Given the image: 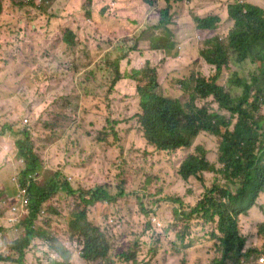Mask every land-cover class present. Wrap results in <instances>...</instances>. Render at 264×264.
<instances>
[{
  "label": "rangeland",
  "instance_id": "374dc122",
  "mask_svg": "<svg viewBox=\"0 0 264 264\" xmlns=\"http://www.w3.org/2000/svg\"><path fill=\"white\" fill-rule=\"evenodd\" d=\"M146 1L0 0V131L6 130L0 136V252L8 254L12 241L24 238L30 216V196L21 205L23 195L28 199L20 185L26 163L16 147L25 130L40 165L36 185L44 187L60 173L59 180L76 191L60 190L43 205L33 226V249L25 252L38 251L35 262L22 264H94L72 261L73 255L81 257L86 238L70 223L83 210L86 222L103 233L115 264H216L222 258L217 223L192 213L215 185L228 187L218 171L221 139L201 131L190 148L158 149L139 121L137 88L145 79L129 77L155 67L164 96L216 112L213 97L196 96V81L216 79L238 97L244 88L232 80H250L260 64L232 61L218 74L200 55L212 30H198L195 18L218 17L217 35L227 43L235 24L228 11L238 0L173 4L171 33L157 27L164 0ZM239 1L264 10V0ZM67 32L75 34L72 44L64 40ZM199 148L216 170L183 180L180 166L199 155ZM97 187L114 198L121 187L126 195L86 206L79 191ZM253 211L252 218V210L239 218L244 252L249 251L239 264H264V191Z\"/></svg>",
  "mask_w": 264,
  "mask_h": 264
},
{
  "label": "trees",
  "instance_id": "16d2710c",
  "mask_svg": "<svg viewBox=\"0 0 264 264\" xmlns=\"http://www.w3.org/2000/svg\"><path fill=\"white\" fill-rule=\"evenodd\" d=\"M184 1L190 0H164L167 7L161 10V19L157 26L159 29L163 28L171 33L168 28L172 21L171 6ZM146 2L153 4L150 0ZM263 11L253 3H243L239 0L231 5L229 17L235 24L227 35V43H223L217 35L216 27L220 22L218 17L195 18L198 30H212L209 33V40L206 41L207 46L201 50L200 55L207 64L216 67L218 74L232 61L240 64L249 60L252 64H260L259 74L252 76L250 80L238 77L232 80L235 86L244 88L238 97L219 85L216 79L196 81V96L213 97L219 108L216 112H210L207 107H199L195 101L193 103L188 101L183 106L178 99L164 96L155 67L149 66L144 70L134 71L135 75L129 77L136 80L142 74V78L145 79V83L137 88L142 110L139 121L147 140L158 149L174 151L190 148L201 131L221 139L218 161L223 167L218 171L224 176L228 187L215 185L192 211L202 214L208 222L217 223V231L221 235L222 258L217 260L216 264H239L242 259L248 258L249 251L244 252L246 239L240 235L239 218L250 210L253 211L256 198L264 191V115L259 114L264 105ZM74 35L67 32L65 42L72 44ZM151 47L154 50L159 49L154 42L151 43ZM231 56H236L237 59L231 60ZM120 79L121 75L118 73L117 81ZM158 86L159 93L156 91ZM223 111L229 113V116L221 114ZM5 134L6 130L3 128L0 136ZM24 136V140L16 142V147L19 157L26 163L25 170L20 173V185L28 196L26 206L30 196V216L24 221L26 228L24 238L13 240L9 245L11 250L8 254L5 251L0 252V262L18 264L35 262L34 258L38 251L27 254L25 252L37 235L33 226L43 205L60 190H67L73 194L76 192L68 183L59 180L60 173H55L44 187L36 185L33 176L37 175L40 169L38 156L30 144V133L25 130ZM199 152V155L189 156L181 164L179 175L183 180L196 176L200 178L201 172L216 170L206 159L202 148H199ZM230 183L236 190L231 188ZM216 192L220 193L217 198L214 196ZM110 194L105 187H97L88 192L79 191V197L86 206L113 202L116 197H124L126 192L120 187V192L115 198ZM170 201L178 202L172 198ZM86 218V211L83 210L78 212L70 223L71 229L86 238L81 257L94 264H115L108 258L110 248L103 233L88 219L86 222ZM40 237L45 238V243L49 241L44 233L40 234ZM59 251L63 254L61 250ZM53 264L65 263L56 261Z\"/></svg>",
  "mask_w": 264,
  "mask_h": 264
},
{
  "label": "crops",
  "instance_id": "0c3cea01",
  "mask_svg": "<svg viewBox=\"0 0 264 264\" xmlns=\"http://www.w3.org/2000/svg\"><path fill=\"white\" fill-rule=\"evenodd\" d=\"M253 212L254 211H252L251 212V214H250V217L252 218L253 217ZM257 222H259L260 220H256ZM261 222V221H260ZM259 222V223H260ZM100 239V238H99ZM72 261H75V262H91V261H87V260H85V259H83V258H81V257H78L77 255H73L72 256Z\"/></svg>",
  "mask_w": 264,
  "mask_h": 264
},
{
  "label": "built area",
  "instance_id": "2783aa9c",
  "mask_svg": "<svg viewBox=\"0 0 264 264\" xmlns=\"http://www.w3.org/2000/svg\"><path fill=\"white\" fill-rule=\"evenodd\" d=\"M22 192H23V194H26V190H22ZM22 199H21V205L22 206H26V204H27V199L25 198V195H23V197H21ZM15 206L16 205H18V204H14ZM18 210V208H14V211H17Z\"/></svg>",
  "mask_w": 264,
  "mask_h": 264
}]
</instances>
